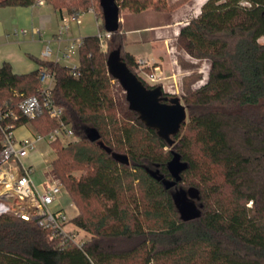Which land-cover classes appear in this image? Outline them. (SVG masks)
I'll list each match as a JSON object with an SVG mask.
<instances>
[{
    "label": "trees",
    "instance_id": "trees-1",
    "mask_svg": "<svg viewBox=\"0 0 264 264\" xmlns=\"http://www.w3.org/2000/svg\"><path fill=\"white\" fill-rule=\"evenodd\" d=\"M36 1L0 0V7H29ZM44 1L69 15L86 13L90 5V0ZM114 2L119 14L173 10L159 0ZM260 39L264 0H206L200 14L180 28L176 41L210 68L204 84L183 88L187 118L169 142L129 110L125 93L114 97V85L124 89L108 73L109 55L118 50L130 71L136 64L124 52L120 26L105 40L113 47L107 52L97 35L82 39L77 76L72 68L40 60L39 68L54 76L51 98L77 139L50 144L55 149L51 166L79 211L75 230L88 239L82 249L60 248L34 223L1 214L0 264H264ZM37 71L16 75L8 64L0 67V104L18 117L3 124H13V130L30 124L36 134L47 136L58 127L56 120L42 109L33 119L18 111L23 97L38 94ZM162 98L169 103L178 97L163 93ZM1 138L0 130V149ZM174 160L183 166L176 176L169 167ZM182 183L197 192L198 214L189 219L181 217L172 195L184 189Z\"/></svg>",
    "mask_w": 264,
    "mask_h": 264
},
{
    "label": "crops",
    "instance_id": "crops-1",
    "mask_svg": "<svg viewBox=\"0 0 264 264\" xmlns=\"http://www.w3.org/2000/svg\"><path fill=\"white\" fill-rule=\"evenodd\" d=\"M202 1L204 3L206 0ZM163 13L174 15V18L170 21H159L161 17L159 14ZM68 16L65 10H55L45 2L42 5L35 4L29 7H0V67L8 64L14 74L24 75L38 70L40 60L56 62L60 65H62L61 60L72 63L71 56L69 59L62 57L65 48L71 42L82 41L85 37L96 35V28L99 31L100 21L94 13L86 12L81 24L71 25L58 41L59 27L67 21ZM146 16L154 18V22L140 24ZM184 17L183 15L179 17L177 11L170 13L151 9L139 13L121 11L119 26L120 33L125 37L124 52L133 58V53H135L139 56V60L147 61L148 65L153 64L154 68H158L161 73L166 72L169 67L171 68L172 52L170 50L174 47L173 42L179 34V25ZM21 30H26V33L19 34L18 31ZM138 44H142V48L133 51L131 48L139 46ZM53 46H55L54 50ZM47 48L51 51V55L49 58H44L43 51ZM75 50L77 51L76 65L62 66L73 68L78 65V48ZM134 60L139 61L135 58ZM28 125L32 131L26 128ZM13 134L16 141H21L26 138L33 139L36 132L30 124H26L14 129ZM48 146L51 147V145ZM34 155L35 153L23 159L25 165L33 168L32 179L35 173L33 163L37 158ZM43 181V175L38 184L33 179L39 190L42 189ZM60 205L67 209L73 219L77 217L76 206L69 201L67 193L60 197Z\"/></svg>",
    "mask_w": 264,
    "mask_h": 264
},
{
    "label": "built area",
    "instance_id": "built-area-1",
    "mask_svg": "<svg viewBox=\"0 0 264 264\" xmlns=\"http://www.w3.org/2000/svg\"><path fill=\"white\" fill-rule=\"evenodd\" d=\"M43 0H37V5H42ZM88 12L93 13L90 9ZM85 12H76L68 16L57 33V40L66 33L71 25H80ZM19 34L26 30L18 31ZM112 33L98 31L97 37L100 45L111 37ZM81 40L71 42L62 53L64 59H69L72 50L79 48ZM51 51L47 48L43 51V57L49 58ZM140 64H145L140 61ZM76 67L71 74L77 76ZM157 69V68H154ZM150 81H155V74H146ZM39 83L38 94L23 97L18 104L19 114L27 119H33L42 109L50 119L56 120L58 127L47 136L36 134L33 139L16 141L13 134V124L4 125L7 118L17 120L13 111L0 104V130L2 133L0 149V215L8 214L27 222H32L38 228L46 231L48 235L57 241L60 248L75 246L82 249L87 239L79 236L77 231L68 230L73 226L74 219L68 214L67 209L61 207L60 197L66 194L65 187L55 174L51 164H47L43 170L44 181L42 189L35 185L32 179L33 168L23 163V159L36 153L38 142L44 141L50 145L54 141L68 143L76 140L71 128L62 121V109L51 98L54 87V76L47 69L39 68L37 71ZM57 206V207H56ZM74 206V205H73ZM75 208V207H74ZM76 209V208H75Z\"/></svg>",
    "mask_w": 264,
    "mask_h": 264
},
{
    "label": "rangeland",
    "instance_id": "rangeland-1",
    "mask_svg": "<svg viewBox=\"0 0 264 264\" xmlns=\"http://www.w3.org/2000/svg\"><path fill=\"white\" fill-rule=\"evenodd\" d=\"M44 1V0H43ZM45 2V1H44ZM167 7H173V10L171 12L177 11V14L179 17L183 15V20L181 21V25H179V28L184 26L188 21H190L193 18H196L200 12L201 7L204 4L202 0H159L158 5H163ZM92 9L95 16L99 19V21L102 23L101 18V12L99 9L98 0H90V5L88 7V10ZM87 10V12H88ZM170 13V12H169ZM152 14V13H150ZM158 15L157 13H154ZM160 19L159 21H170L174 18V15L163 13L159 14ZM154 18L152 17H145L141 20L140 24H151L154 22ZM96 31L98 33V29L96 28ZM180 31V29H179ZM96 33V35H97ZM102 33V32H101ZM147 36L149 34H146ZM178 36V35H177ZM177 38V37H176ZM259 42L261 44H264V39H260ZM174 47H171L172 49L170 52H172L171 57V68L167 69L166 72H159V69H154L153 64H149L147 61H144L145 64H140V61L138 58L139 56L133 53L134 58L136 60V64L131 67V71L144 82V85L148 87H161L164 93L169 94V96H176L179 98L181 104H183L182 101V93L183 88L188 87L191 89H195L202 84H204L207 80L210 63L206 60H195L191 58L184 49V43L182 41L177 42L176 39L174 40ZM139 46H133L131 48L133 51L139 50L142 48V44H138ZM101 48L104 52H107L111 49H113L112 45L108 46L104 42L101 45ZM109 48V49H108ZM55 49V46H53V50ZM130 49V50H131ZM71 58H73V62L70 63L68 61L61 60L60 63L62 65H68L73 66L77 63V51L74 49L70 53ZM146 74H155V81H150ZM185 91V90H184ZM113 93L114 97L117 100V98H121L124 96V92L121 90L119 86L114 85L113 86ZM184 105V104H183ZM28 130H31V127L28 125L26 127ZM32 131V130H31ZM77 140V139H76ZM179 139H176L175 143L178 144ZM63 144V143H62ZM65 145V143H64ZM37 152L34 156H36V161L33 163L34 165V181L38 184L41 180V175H43L42 171L45 169L46 163H50L55 158V149L54 147H50L46 145V143L40 142L36 146ZM165 151L170 150L167 148H164ZM184 189H175L172 193L174 203L183 219H188L196 216L198 214V204H197V192L194 189H188L190 186H188L186 183H182L180 185ZM77 216L79 214V211L76 207ZM68 230H75L74 226L69 225ZM79 236L88 239L84 233L78 232Z\"/></svg>",
    "mask_w": 264,
    "mask_h": 264
},
{
    "label": "water",
    "instance_id": "water-1",
    "mask_svg": "<svg viewBox=\"0 0 264 264\" xmlns=\"http://www.w3.org/2000/svg\"><path fill=\"white\" fill-rule=\"evenodd\" d=\"M99 3L105 31L116 32L119 28L118 6L114 0H99ZM107 68L108 73L121 83L129 110L137 114L146 128L154 130L159 138L168 142L172 136L179 133L187 118L186 108L179 98H173L169 103L162 102L164 93L162 88L159 86L147 88L121 60L118 50L109 55ZM169 167L176 176L183 166L174 160Z\"/></svg>",
    "mask_w": 264,
    "mask_h": 264
},
{
    "label": "flooded vegetation",
    "instance_id": "flooded-vegetation-1",
    "mask_svg": "<svg viewBox=\"0 0 264 264\" xmlns=\"http://www.w3.org/2000/svg\"><path fill=\"white\" fill-rule=\"evenodd\" d=\"M165 103V102H164Z\"/></svg>",
    "mask_w": 264,
    "mask_h": 264
}]
</instances>
